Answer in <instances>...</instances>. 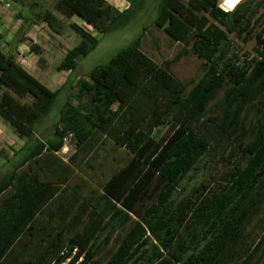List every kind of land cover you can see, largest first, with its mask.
<instances>
[{
    "label": "trees",
    "instance_id": "1",
    "mask_svg": "<svg viewBox=\"0 0 264 264\" xmlns=\"http://www.w3.org/2000/svg\"><path fill=\"white\" fill-rule=\"evenodd\" d=\"M16 2H26L29 12L16 44L27 43L39 55V46L24 37L27 28L45 23L59 35L64 22L37 1ZM133 2L119 11L105 0H56L54 10L66 19L79 17L102 35L130 20ZM151 25L171 42L182 43L181 53L156 63L140 48L143 29L96 66L88 80H77L52 139L36 144L20 169L0 179V264H251L255 258L253 264H261L264 0H244L231 12L220 9L219 0H162ZM69 27L79 42L65 53L57 72H73L98 43L76 24ZM230 35L242 43L254 39L255 55L232 52ZM185 54L205 67L196 80L184 82L171 72ZM58 93L24 70L14 55L0 52V117L19 138L32 137ZM94 114L104 121L101 127ZM66 138L74 153L64 161L55 153ZM105 142L112 151L123 150L126 162L93 184L86 197L76 186L78 206L72 207L76 212L69 224L37 228L49 200L78 172L76 156L88 145L98 149ZM201 161L204 170H227L214 189L188 190L183 183ZM42 163L47 174H32ZM70 230L73 235L66 236ZM249 237L256 241L245 258L232 259L233 249Z\"/></svg>",
    "mask_w": 264,
    "mask_h": 264
},
{
    "label": "rangeland",
    "instance_id": "2",
    "mask_svg": "<svg viewBox=\"0 0 264 264\" xmlns=\"http://www.w3.org/2000/svg\"><path fill=\"white\" fill-rule=\"evenodd\" d=\"M36 1L39 5L43 6L44 9L53 12V14L64 22L65 26L58 35L51 31L45 23L34 25L37 26L32 33L37 43L35 45L45 51L37 55L39 58H42L44 62H40L38 58L32 65V68L41 67V69H44V74H41V78H44V81L40 82H43L50 90L59 89V93L48 114L42 118V121L36 124L34 129L35 137L32 139L31 144H36L39 141L46 142L52 139L56 123L58 122L59 111L65 104L69 95L75 92L77 80L79 78L88 80V75L96 66L106 64L112 56L137 39L143 32V29L146 28L147 31L141 39L140 48L142 52L158 64L163 60L175 58L178 53H181V49L183 48L182 43L171 42L162 31L155 29L151 25L158 14L162 0H134L130 20L102 35L79 17L71 21L56 12L54 10L56 0ZM105 1L119 11L124 10V7L128 6V0ZM234 1L235 0H228L227 4L231 7ZM28 2L30 3L31 0H28ZM36 11V8H34L32 13ZM70 23H74L84 31L98 37V43L94 49L90 50L85 56L78 60L77 67L73 72H57L55 71V61L60 59L62 51L72 48L79 41L78 34L69 27ZM228 38L231 50L235 54L242 57L255 55L254 39L242 43V41L236 39L234 35H230ZM31 42L33 43L32 40ZM204 70L205 67L202 62L196 56L190 54L179 57L178 61L171 67V72L174 76L184 82H188L192 79L196 80L202 75ZM93 118L97 120L99 127L104 124V121L98 119L96 114L93 115ZM169 131L170 130L165 131L162 139L168 136L170 133ZM70 139L71 138L65 139L64 147L59 152V157L64 161H67L74 153L73 142ZM9 152L10 149L7 147L3 151L0 150V165L2 163L4 164V161H7V153L9 154ZM126 159L127 156L123 150L112 151V145L109 142H105L103 146L98 149L95 145H88L86 151L78 154L74 160L75 163L78 164V172L77 170L75 171L76 173L70 179L71 181L69 184L80 185L81 190L79 194L82 197H86L88 191L95 189L93 184L97 185L100 181H104L108 178L116 170L117 166L123 165L126 162ZM90 166H94L95 170L91 171ZM226 170L220 166H211L208 170H204L203 161H201L198 170L195 171L189 179H186L187 182L183 183V187L192 190L199 185H203L212 190L224 176ZM251 232L256 234L258 233V229L253 228ZM255 241L256 239L253 241V237L242 240L231 252L232 259L238 256H242V259L245 258L247 253L246 250L250 249ZM33 242L37 243V240L35 239ZM31 252L33 255L34 252ZM259 254L260 252L258 256ZM255 261L256 258L251 264ZM261 264H264V258Z\"/></svg>",
    "mask_w": 264,
    "mask_h": 264
},
{
    "label": "crops",
    "instance_id": "3",
    "mask_svg": "<svg viewBox=\"0 0 264 264\" xmlns=\"http://www.w3.org/2000/svg\"><path fill=\"white\" fill-rule=\"evenodd\" d=\"M25 5L22 6L19 2H16L14 7L12 9L7 10L5 12L4 17L0 20V52L4 54L14 55L16 62L24 70H26L30 75H32L40 82V81H44L43 80L44 78H41V74H44V69H41V67L32 68V65L39 57L36 54L29 51L27 43H22L18 45L16 44V40L20 36L19 30L21 28L22 22L25 19H27V17L29 16V12ZM127 7L128 6H125L124 9H126ZM76 18L78 17L72 16L69 20L72 21L73 19ZM34 28H37V26H30L29 28H27V32L26 34H24V37L32 40L34 44H37L36 40L32 36ZM94 37L96 39L98 38L96 36ZM68 50L69 49L62 51L60 59L58 61H55L56 63L55 67L62 60V58L64 57L65 53ZM44 51H45L44 49L43 50L40 49V53H43ZM42 62H44L43 59ZM41 83L43 84V82ZM23 102L29 104L30 100L26 99ZM40 121H42V119ZM34 137H35V130L33 131L32 137L30 139L24 137L19 138L14 133L12 127L0 117V150L3 151L6 147L10 149L9 154L7 153L8 156L7 161H4V164L2 163L0 165V179L8 174L13 173L15 169H20L21 167L20 165L22 161L34 149L36 144L45 143L39 141L36 144L35 143L31 144V141ZM55 155L59 157V152L55 153ZM42 158L43 156L40 155L39 159ZM46 169L47 167L44 166L42 163V165L35 167L32 170V172L31 171L28 172H31L32 174H34L35 172V173H39L40 175L41 174L46 175L47 174ZM76 186L77 185H71V184L69 186L67 185L66 190H63L62 189L63 187L61 186L60 187L61 189L55 192L53 198L49 200L51 203H49L47 205V208L38 216L39 218L38 221L40 222V224L37 226V228L45 227V230L48 231L52 227L54 226L56 227L57 223H59L61 227H64L66 224H69L71 222L72 215L74 212H76L75 210L72 209V207L78 206V203L74 202ZM65 208H69L70 210L66 211ZM59 219H62L61 222H59L60 221ZM73 232H74L73 230H70V234H66V236H72Z\"/></svg>",
    "mask_w": 264,
    "mask_h": 264
},
{
    "label": "built area",
    "instance_id": "4",
    "mask_svg": "<svg viewBox=\"0 0 264 264\" xmlns=\"http://www.w3.org/2000/svg\"><path fill=\"white\" fill-rule=\"evenodd\" d=\"M244 0H235L234 4L230 7L227 3L228 0H219V7L225 12H231L234 8ZM16 4V0H0V20L4 17L5 12L12 9Z\"/></svg>",
    "mask_w": 264,
    "mask_h": 264
}]
</instances>
